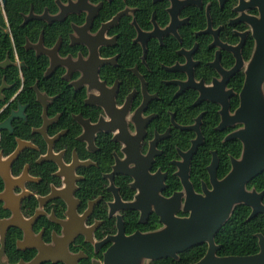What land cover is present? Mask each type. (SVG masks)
<instances>
[{"label": "flooded vegetation", "instance_id": "1", "mask_svg": "<svg viewBox=\"0 0 264 264\" xmlns=\"http://www.w3.org/2000/svg\"><path fill=\"white\" fill-rule=\"evenodd\" d=\"M69 1H72L70 10L60 19L61 5ZM144 2L163 4L166 23L157 21L156 10L153 9L149 20L151 27L143 28L137 14L145 9L142 6ZM213 2L201 0L200 5L188 4L181 8L179 37L170 33L144 40L139 37L134 22L144 32L152 31L155 16L158 25L166 27L171 21L168 11L171 0H0V193L6 186L11 189V193L4 195V200L0 198V220L13 217L17 223L10 226L4 236L0 225V264H105L106 252L113 245V237L119 233L120 226L126 235L162 226L155 210L141 218V209L125 208V202L135 200L140 188L132 185L135 177L125 173L119 165L115 171L117 161L125 158L124 143L114 139L115 132L106 130L109 124H103L98 130H94V124L110 120L103 103L109 104L114 96L116 106L122 107L131 97L126 119L130 132L135 133L132 117L147 98L143 116L149 118V122L140 149L142 154H146L157 133L164 134L169 130V135L157 143L161 153L154 157L149 173L159 172L164 180L163 196L170 197L176 192L167 194L169 173L156 165L157 159L163 155L164 145L171 138L173 129L189 130L177 128L172 118L179 125L187 126L195 123L203 113V126L205 110H201L192 123L178 122L176 109L161 100L156 84L160 83L164 91L171 92L173 87L175 99L188 90H195L197 96L193 106L200 107L205 102L216 104L209 100L196 103L200 92L194 87L185 88L176 95L180 85L173 81H186L188 74L167 69L186 63V55L179 52L195 47L192 54L196 62L195 81L204 80L206 85H211L214 78L220 77L216 67L211 65L220 49L212 46L214 34L211 31L198 33L208 27L210 19L212 30L220 28L222 40L220 32L223 25L215 26L211 15ZM226 2L221 5L220 0H216L221 8ZM238 3L239 0L233 7L235 16L230 20L239 14L234 10ZM189 7L197 8L202 16L205 14L206 25L193 30L196 38L201 37L200 41L197 39L191 47H185L181 30L191 25ZM247 11L255 15L259 13L257 8ZM121 12L124 13L117 17ZM88 16H91V21L85 32L81 30L80 34L77 29L87 23ZM230 20L231 25L247 26L242 31L234 29L239 41L241 37L237 32L249 30L247 42L249 35L252 36L250 26L246 22L230 23ZM64 23L69 24L66 35L63 34ZM126 23L133 30H128ZM170 37L179 44L176 46L177 42L173 40L177 58L171 63L160 62L158 48L164 47L165 40ZM208 38L211 39L204 45ZM199 49L208 51L204 56L209 51L213 52L208 65L215 73L210 80L198 77L196 73L201 65V59L196 57ZM223 51L228 50H221L222 65ZM66 58L67 62L61 64L60 60ZM157 66L162 69L161 73H156ZM244 69L240 71L244 72ZM158 105L165 106L170 119L162 131L154 126L159 116L155 110ZM234 110L231 104V111ZM239 126L227 128H231V132ZM225 137L223 141H228ZM11 144L14 146L9 147ZM190 146L187 149L178 147V158L172 160L174 175L180 181L174 161L182 158L180 150L186 151ZM18 148L16 157L10 159ZM8 172L11 177L7 181L4 175ZM140 176L146 177L144 168ZM204 182L210 186L209 174L208 181H203L202 185ZM124 186L128 188L126 195ZM196 191L201 192L202 186L200 191ZM32 201L34 206L31 207L29 203ZM18 203L21 214H15L12 209ZM178 214L187 213L180 210ZM155 215L160 225L150 228L152 224L149 222ZM4 224L5 221L2 222ZM128 225L134 229H128ZM40 257L43 258L37 262Z\"/></svg>", "mask_w": 264, "mask_h": 264}, {"label": "water", "instance_id": "2", "mask_svg": "<svg viewBox=\"0 0 264 264\" xmlns=\"http://www.w3.org/2000/svg\"><path fill=\"white\" fill-rule=\"evenodd\" d=\"M200 1L171 0V6L168 8L171 15L170 23L162 28L154 16L152 19L154 29L144 32L134 22L139 37L144 40L152 36L161 38L163 34L169 35L170 33L179 37L181 8L188 4L200 5ZM225 1L220 0L221 5ZM71 3L72 1H69L68 4L61 5L60 19L70 10ZM252 8H257L259 13L257 15L248 13L247 10ZM234 10L239 14L231 19L230 23L246 22L250 26V32L254 38V48L247 61L243 57L242 48L249 30L237 32L241 39L236 45H231L220 39V28L212 30L209 19L208 27L198 33L211 31L214 34L215 39L212 46H219L220 49L217 50L211 65L216 67L220 77L214 78L211 85H206L204 80L195 81L194 65L196 62L192 58L195 47L190 50L182 49L179 52L186 55V63L167 67L168 70H182L188 74L186 81H173L180 85L176 95L181 94L185 88L194 87L200 92L196 103L209 100L220 105L221 119L217 126L218 130L240 125L225 137V140L238 139L242 143L240 156L231 158V168L225 176L218 177L219 156L217 150H214L211 162L207 166L210 186L204 182L201 192L195 190L191 181V164L193 156L205 140L201 128L203 113L196 118L195 123L187 126L179 125L172 118V122L177 128L193 130L196 132V136L192 139L188 150L179 151L182 158L174 161L178 166L176 175L180 177L183 189L174 192L170 197L163 196L161 192L165 188L164 180L159 172L150 174L149 169L154 157L161 153L157 149V143L169 135V130L164 134L157 133L151 142L149 151L142 154L141 142L149 122V118L143 116L147 98L136 109L132 117L136 127L135 133L130 132L126 119L131 97H128L122 107L116 106L114 96L109 104L103 103L110 120H100L99 123L94 124V130L100 129L103 124H109L106 130L115 132L114 139L124 143L125 158L117 161V165L114 167L115 171L119 165L125 173L135 177L136 181L132 185L140 188L135 200L125 202V208L141 209V218L147 217L151 210H155L163 223L158 229L147 232L136 231L131 235H126L120 226L119 233L113 237V245L106 252L105 264H148L151 260L160 258L179 259L180 252L203 242L208 245L207 251L201 259L192 264H264V234L261 232L256 234L259 239V251L254 254L219 255L218 250L221 245L216 242L217 233L230 219L238 205L245 204L251 208L248 219L259 213H264V190L248 186L250 181L264 172V0H239ZM123 13L121 12L117 17ZM90 21L91 16H88L87 23L77 29L80 34L85 32ZM144 35L146 36L144 37ZM222 49L228 50L234 55L235 63L230 68H225L221 64ZM67 59H61L60 63H66ZM243 68H245V79L239 92V105L234 111H231V98L236 95V92L232 87H229V82L231 77ZM143 89H145V85ZM18 152L19 148L10 159H14ZM143 168L146 171L145 178L140 176ZM4 177L8 181L11 175L8 172ZM6 193H11L8 186L3 193H0L2 200ZM12 209L15 214H21L19 203ZM180 210L187 214L179 215ZM14 220L13 217L0 220L2 236L10 226L17 224ZM4 221L5 224L2 225ZM42 258L40 257L36 261L39 262Z\"/></svg>", "mask_w": 264, "mask_h": 264}, {"label": "trees", "instance_id": "3", "mask_svg": "<svg viewBox=\"0 0 264 264\" xmlns=\"http://www.w3.org/2000/svg\"><path fill=\"white\" fill-rule=\"evenodd\" d=\"M237 0H227L223 8L216 4L214 0L211 6V15L214 19L215 26L223 25L220 32L222 40L235 44L239 41V37L235 34L234 29L245 30V24H229L230 18L235 16L233 7ZM145 9L137 14V19L139 24L143 28H150V14L154 9L156 10L157 21L161 24L166 23V12L164 5L157 3L152 5L150 2H144L142 5ZM217 7V9H215ZM189 14L191 15V25L190 27H185L181 30V35L183 36V45L185 47H191L196 38L194 36L193 30L203 28L206 25L205 14L198 11L197 8L189 7ZM126 21V19H125ZM125 27L131 30L132 27L126 23ZM69 30V24H63V34L66 35ZM134 35V33H133ZM211 38H208L203 44L206 43ZM171 37L165 40V45L162 48H158V56L160 62L171 63L176 58L174 48L179 46H174V42ZM254 47V39L249 35L247 42L243 48V56L245 59H249L252 54ZM207 50L199 49L197 51L196 57L201 59V65L197 68L196 73L198 77H205L207 80L212 78L215 73L214 69L208 65V61L213 58V52L209 51L206 56L204 53ZM208 52V51H207ZM150 61V59H149ZM222 63L226 67H230L234 63V58L232 54L228 51L222 52ZM162 69L157 66L156 73H161ZM245 74L243 71L238 72L232 77L230 81V86L235 89L237 94L231 98L232 110H234L239 105V92L242 88L244 82ZM156 90L159 91L161 95V100L163 102H168L172 109H176L175 118L178 122L182 124L192 123L194 118L201 110H205L203 117L202 130L205 135V143L199 147L197 153L193 157L192 170H191V180L196 188V190H201L202 182L208 181L207 165L211 161V155L213 150H217L219 156V166H218V176L222 178L225 176L231 168V158L239 157L242 150V143L238 139H231L228 141H223L226 134L231 130V128H226L222 131L217 130L216 127L220 122V115L218 110L220 106L216 103L205 102L202 106H193L192 103L196 99L197 92L195 90H188L179 98H173L174 88L172 91H164L161 84H156ZM171 101V104H170ZM159 113V116L154 121V126L159 130H165L169 125V115L166 111L165 106L162 108L160 105L155 109ZM195 136V133L190 130H178L173 129L172 136L164 145V153L161 157L157 159L156 165L162 166L164 169L168 170V189L167 194L170 195L174 191L180 190L182 188L181 181L177 176L174 175L175 167L172 164V160L178 158L177 148L187 149L190 146L191 139ZM11 144L9 147H13ZM126 185V184H125ZM256 186L258 190H264V172L256 176L250 183L249 187ZM2 188V187H1ZM0 188V189H1ZM124 194L127 187H125ZM126 195V194H125ZM264 202V198H263ZM29 206H34V202L29 203ZM251 213V208L248 205L241 204L238 205L230 219L222 226L216 235V242L221 245L218 250L219 255H249L254 254L259 251V239L256 235L258 232L264 234V213H259L257 216L248 219ZM2 211L0 209V216ZM150 228H156L160 225L158 217L155 215L149 222ZM128 229L133 230L132 226L128 225ZM207 243L196 244L182 252H180L179 259H174L172 257L160 258L150 262V264H192L199 259H201L207 251Z\"/></svg>", "mask_w": 264, "mask_h": 264}]
</instances>
